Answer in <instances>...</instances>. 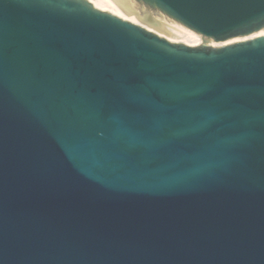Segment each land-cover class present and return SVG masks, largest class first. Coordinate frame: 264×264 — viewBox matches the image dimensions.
<instances>
[{"label": "water", "instance_id": "1", "mask_svg": "<svg viewBox=\"0 0 264 264\" xmlns=\"http://www.w3.org/2000/svg\"><path fill=\"white\" fill-rule=\"evenodd\" d=\"M0 0V264H264V0Z\"/></svg>", "mask_w": 264, "mask_h": 264}, {"label": "bare ground", "instance_id": "2", "mask_svg": "<svg viewBox=\"0 0 264 264\" xmlns=\"http://www.w3.org/2000/svg\"><path fill=\"white\" fill-rule=\"evenodd\" d=\"M90 1H91L92 3H94V5H95L96 7H98V8H101V9H104V10H108V11L114 13V14H117V15H119V16L125 18V19H128V20H130V21H134V22L139 23L138 20L135 19L134 17H131V16L129 17V16H127V15L122 11V9H121L120 7H118V5L115 3L114 0H90ZM172 23H175V22H169V24L173 25ZM173 26H176V27L182 29L183 31L189 33L190 35H192L193 37H195V38L198 39L197 41L189 42V41H187V40H185V39L179 38L177 41H182V42H185V43L190 44V45H196V44H199V43H201V42L203 41L202 36L199 35V34H197L196 32H194V31H192V30H190V29H188V28H186V27H184V26H182V25H179V24L177 25V23L174 24ZM262 33H264V31H261V32H259L258 34H262ZM168 37H169V36H168ZM176 38H177V37H176Z\"/></svg>", "mask_w": 264, "mask_h": 264}, {"label": "rangeland", "instance_id": "3", "mask_svg": "<svg viewBox=\"0 0 264 264\" xmlns=\"http://www.w3.org/2000/svg\"><path fill=\"white\" fill-rule=\"evenodd\" d=\"M115 1V0H114ZM116 3V2H115ZM117 4V3H116ZM118 5V4H117ZM119 7V6H118ZM122 9V8H121ZM122 11L127 15V16H129L130 17V15L129 14H127L123 9H122ZM132 17V16H131ZM138 22L139 23H141V24H144V25H146V26H148V27H150L151 29H154V30H156V31H158L159 33H161V34H163V35H165V36H169L168 38H170V39H172V40H175V41H177L179 38H176V37H172V36H170V35H168V34H166V33H164V32H161V31H159V30H157V29H155V28H153V27H151V26H149V25H147V24H145V23H143V22H141V21H139L138 20ZM173 25L174 24H176V23H172ZM178 25V24H177Z\"/></svg>", "mask_w": 264, "mask_h": 264}]
</instances>
